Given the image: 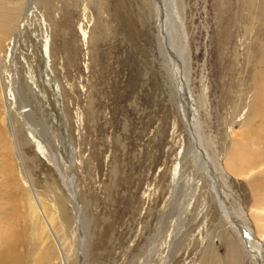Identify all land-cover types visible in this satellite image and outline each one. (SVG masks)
<instances>
[{"label": "rangeland", "instance_id": "rangeland-1", "mask_svg": "<svg viewBox=\"0 0 264 264\" xmlns=\"http://www.w3.org/2000/svg\"><path fill=\"white\" fill-rule=\"evenodd\" d=\"M183 1L190 88L215 144L204 147L264 249V0ZM8 22L1 47L14 50L23 101L44 133L39 143L8 115L0 91V264L8 248L13 264H143L149 238L158 239L149 264L174 241L168 264H252L207 177L183 162L189 138L152 0H0ZM62 173L74 176L80 218Z\"/></svg>", "mask_w": 264, "mask_h": 264}, {"label": "bare ground", "instance_id": "bare-ground-1", "mask_svg": "<svg viewBox=\"0 0 264 264\" xmlns=\"http://www.w3.org/2000/svg\"><path fill=\"white\" fill-rule=\"evenodd\" d=\"M152 2L155 8V16L157 19V24H156L157 38L159 42L158 43L159 50L162 56V65L165 71V77H166L165 79H166L167 87L169 89V95L171 96L172 99H176L177 101L179 100L178 102L179 105L176 103L178 106L177 109L181 112V117L187 129V134L189 138V146L188 149H186V154H185V157L187 159H185L183 162L190 159L193 165L196 164L198 170L202 172V174L205 177H207V182H208L207 184L210 186V188H212L213 196L218 201L216 204L219 206V210L221 212L220 220L224 221L223 223H225L229 227V229H231L239 237L241 243L245 248V251H247L250 257L252 258V264H264V249L261 240L259 239L258 235H256L257 233H255V231L250 226H248V224L245 223L244 219L235 213V210L232 207L231 202L229 201L228 192L226 188L222 186L223 181L218 174V170L216 169V166L218 164L215 163L216 158L214 157L215 159H213L212 162L210 160L211 157L208 155V152L204 147V142L209 143L210 146L213 148L215 147L214 146L215 144L212 143L211 139L207 138L208 136L206 137V134L202 129V123L199 118V109L196 106L197 104L195 102V98L192 95L190 88V67H189L190 61L188 62L189 52L187 49V39L185 37V31L183 27L184 19L182 18V16L185 13V2L183 0H152ZM36 8L37 6H33V5L30 6V12H34ZM12 27L13 24L11 22L3 23V24L0 23V28H2L3 30L2 34L11 32ZM81 31L83 32V35L86 39L87 32L84 29H81ZM10 40H11L10 44L12 43L11 45L17 46L16 39H10ZM1 44L2 43L0 41V91L3 94L4 101L6 104V112L11 117H13V114H16L18 121L23 126H25L28 132L30 133V135L34 139H36L37 142H39L40 139L37 136L43 137L44 128L34 122L35 119L34 117H36V115H34L33 113V108L28 102L27 104L23 101V97L21 95V93L23 92L22 91L23 85L21 84V80L19 76L20 74L17 69V65L13 55L14 50L12 51V48L10 47L11 49L8 50V52L4 53ZM49 47H50V39H46L43 45V49L46 55H49ZM201 82L203 83L202 87L204 90V95H201L200 93L198 102L199 105H201V107L202 106L207 107L209 101L208 87L204 82V80H202ZM256 84L257 81L255 82V85ZM262 84L263 83H260L261 86ZM260 93L261 92H259V96ZM260 97L257 99H260ZM13 105L18 107V110L16 107H13ZM13 108L15 109V113L13 111ZM31 116L32 119L30 118ZM262 121H264V119ZM177 125L178 123L175 122L174 126ZM38 126H40V128L37 129ZM11 128L13 129V132H11V134H14L15 129L13 123ZM16 147L19 150L18 151V155H19V152L21 153L20 148L17 145ZM41 148L42 146H39L40 150ZM42 151L46 155V151L44 147L42 148ZM217 151L214 152L218 156ZM50 159L54 160L55 162L54 157L50 156ZM220 159L221 158L218 157V162L220 161ZM181 167L182 165H180L179 170L181 169ZM198 170L196 169L195 171L197 172ZM62 177H63L62 180L68 186V190H69L68 196L75 210V214L80 218L82 216L81 215L82 207L79 205L80 203L77 200V196H76L77 190L75 186L74 176L72 175L67 176L66 174L62 173ZM179 184L180 182H178V185ZM213 201L215 203V200ZM164 226H165L164 224L158 226L160 231L159 232L160 237L163 233ZM179 230L180 227L177 228L176 232H178ZM177 237L179 238V235ZM149 239L151 241V244L147 250L148 251L147 256L145 257V262L143 264H149L152 256L154 255L153 252L156 251L155 249L157 246L158 239L154 241H152L151 238ZM179 247L180 246L178 245L177 241L171 243L167 250V254L162 261V264H168L170 260H172V257L175 255V252L179 249ZM8 253L10 254L7 258ZM2 257L6 259V262L5 263L1 262V264H13L11 262L12 255L11 252L9 251V248L7 249V251L3 252ZM212 262L213 261L208 262L207 264L209 263L212 264Z\"/></svg>", "mask_w": 264, "mask_h": 264}, {"label": "water", "instance_id": "water-1", "mask_svg": "<svg viewBox=\"0 0 264 264\" xmlns=\"http://www.w3.org/2000/svg\"><path fill=\"white\" fill-rule=\"evenodd\" d=\"M49 228H50V230L52 231L53 235L55 236V234H54V231H53L52 227L50 226Z\"/></svg>", "mask_w": 264, "mask_h": 264}]
</instances>
